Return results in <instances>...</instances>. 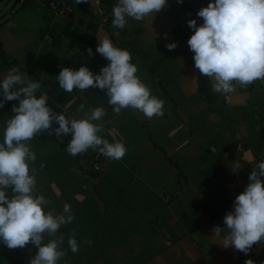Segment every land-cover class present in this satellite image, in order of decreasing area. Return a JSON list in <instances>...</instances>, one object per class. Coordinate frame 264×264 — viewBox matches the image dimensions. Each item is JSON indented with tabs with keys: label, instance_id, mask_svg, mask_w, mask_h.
<instances>
[{
	"label": "crops",
	"instance_id": "0c3cea01",
	"mask_svg": "<svg viewBox=\"0 0 264 264\" xmlns=\"http://www.w3.org/2000/svg\"><path fill=\"white\" fill-rule=\"evenodd\" d=\"M49 1L0 0V75L19 65L41 82L38 94L47 93L50 106L70 116L82 117L102 105L106 113L96 121L103 125L100 134L127 147L121 159L105 157L99 172L87 175L97 149L72 155L67 151L71 133L57 137L43 131L29 141L37 153L32 162L37 190L57 213L65 202L72 205L74 220L57 233L66 250L61 264L264 261V242L245 253L225 248L213 233L215 225L224 226L253 165L264 158V79L222 94L212 89L211 77L199 73L188 45L193 29L187 20L201 23L197 12L208 0H169L154 16L130 17L124 28L112 24L115 0H55L71 7L78 20L56 16ZM97 35H108L130 50L138 75L165 100L162 116L148 117L131 106L116 112L99 87L68 92L60 86L57 75L64 66L86 64L99 72L108 63L96 51ZM172 41L177 47L167 48ZM89 46L95 55H89ZM14 103L0 107V139ZM235 161L240 167L234 171ZM73 233L78 252L68 245ZM36 251L31 241L16 248L0 242V264H30Z\"/></svg>",
	"mask_w": 264,
	"mask_h": 264
},
{
	"label": "clouds",
	"instance_id": "9594fccd",
	"mask_svg": "<svg viewBox=\"0 0 264 264\" xmlns=\"http://www.w3.org/2000/svg\"><path fill=\"white\" fill-rule=\"evenodd\" d=\"M168 3L169 0H115L112 24L124 28L130 17L143 20L145 16H154ZM197 16L203 18L199 24L196 18L187 20L193 29L188 45L195 67L201 75L212 78L215 92L233 93L237 84L247 87L257 78L264 79V0H208ZM97 36L96 51L108 63L99 72L86 64L78 69L64 66L57 75L60 86L68 92L99 87L106 90L108 103L116 112L131 106L148 117L162 116L165 100L153 94L138 75V65L130 50L114 44L108 35ZM166 47L175 49L177 42H168ZM87 51L95 55L91 46ZM40 88L41 82L21 71L19 65L0 75V107L6 101H18L12 105L13 115L5 121L0 139V242L16 248L31 241L37 251L30 264H61L66 250L61 247L63 235L57 233L62 225L74 220L72 205L65 202L63 210L57 213L49 207L45 194L37 190V170L32 163L37 160V153L29 141L43 131H54L57 137L71 133L67 151L72 155L91 147L112 159H121L127 147L120 139L110 141L100 134L103 125L96 121L106 113L102 105L82 117L70 116L65 111H55L47 93L38 94ZM54 121L58 126H54ZM40 167H44L43 161ZM239 167V161L232 165L234 171ZM233 204L234 208L223 218L224 226L215 225L213 233L221 237L225 248L234 246L247 253L255 242H264V158L253 165L249 182L235 196ZM68 245L73 252L79 251L80 243L74 233L68 237ZM245 264L264 261L249 257Z\"/></svg>",
	"mask_w": 264,
	"mask_h": 264
},
{
	"label": "built area",
	"instance_id": "2783aa9c",
	"mask_svg": "<svg viewBox=\"0 0 264 264\" xmlns=\"http://www.w3.org/2000/svg\"><path fill=\"white\" fill-rule=\"evenodd\" d=\"M48 7L55 13L56 16L65 18V17H70L73 15L76 20L79 19V16L71 7H69L67 5H60L55 0L49 1ZM105 157H107V156L103 155L98 150H96L93 154V157L91 159V163L88 167L87 175H89L90 172H93V173L99 172L100 167H101L100 161H101V159H103ZM170 199L171 198L168 195L164 196L165 202H168ZM257 262H260V261H257Z\"/></svg>",
	"mask_w": 264,
	"mask_h": 264
},
{
	"label": "trees",
	"instance_id": "16d2710c",
	"mask_svg": "<svg viewBox=\"0 0 264 264\" xmlns=\"http://www.w3.org/2000/svg\"><path fill=\"white\" fill-rule=\"evenodd\" d=\"M2 1V0H1Z\"/></svg>",
	"mask_w": 264,
	"mask_h": 264
}]
</instances>
